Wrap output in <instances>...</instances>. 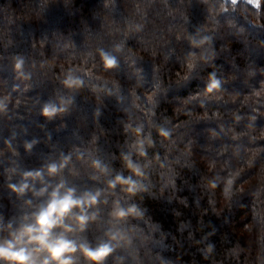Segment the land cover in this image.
<instances>
[{
  "label": "trees",
  "instance_id": "obj_1",
  "mask_svg": "<svg viewBox=\"0 0 264 264\" xmlns=\"http://www.w3.org/2000/svg\"><path fill=\"white\" fill-rule=\"evenodd\" d=\"M204 36L212 38L210 47L194 49L191 39ZM120 43L118 67L105 71L98 52ZM192 51L206 59L189 70ZM17 59L24 61L23 76L14 69ZM75 68L87 86L71 94L66 114L46 120L42 106L70 95L61 80ZM212 73L221 88L205 97ZM259 92L264 0H0V100L7 97L0 113V240L9 238V223L15 228L47 199L18 197L8 184L20 176L9 180L6 169L37 170L70 157L62 176L46 179L53 185L64 179L77 195L107 187L93 160L142 185L134 194L120 186L106 192L98 219L69 235L95 248L110 228L120 231L125 239L105 264H264ZM137 127L153 140L146 157L134 148ZM159 128L170 131L168 140ZM129 153L143 177L126 167ZM114 200L125 208L135 204L142 215L113 226ZM74 264L86 261L76 253Z\"/></svg>",
  "mask_w": 264,
  "mask_h": 264
},
{
  "label": "clouds",
  "instance_id": "obj_2",
  "mask_svg": "<svg viewBox=\"0 0 264 264\" xmlns=\"http://www.w3.org/2000/svg\"><path fill=\"white\" fill-rule=\"evenodd\" d=\"M179 39V37H178ZM211 37L204 36L201 39H191V46L194 49H201L203 46L211 45ZM123 51V44L115 45L112 51L100 50L98 52L99 62L105 71H111L118 67L119 59L115 53ZM206 59L203 53L192 51L188 54L187 68H194L197 60ZM24 61L17 59L14 65L15 71L23 76ZM81 69H69L61 80L63 86L69 90L67 98L61 97L59 103H45L41 109V115L46 120H52L58 115L66 114L72 104V95L77 90L87 86V81L83 76L78 75ZM84 76H91V70L85 71ZM27 79V77H24ZM222 81L217 79L215 73L210 74L207 86L203 91L205 97L214 93H219ZM94 93L104 91V89L92 87ZM109 94H111L109 92ZM257 95L264 96V92ZM193 97L192 99H195ZM219 98V97H217ZM7 97L0 100V113L7 108ZM239 119V117H237ZM255 119V117H253ZM158 135L164 140L170 137V131L159 128ZM137 137L134 145L135 151L140 157L147 156V147L153 146V140L149 135L142 136V128L134 129ZM37 141L25 142L24 147L30 151ZM11 147L10 143L6 141ZM126 167L136 177L145 175L141 166L133 162L131 154L123 156ZM70 157H62L59 162L52 161L44 164L37 170L20 171L19 166L6 169L7 178L10 180L13 175H19L20 180L16 184H8L10 191L18 197H23L26 193H31L33 197L47 196L46 201L39 205L34 212L21 218L20 223L13 228V224L7 225L9 238L0 240V264H74L75 254L79 253L86 264H105L106 258L120 247V242L125 239L120 231L110 228L105 236L106 242L99 243L95 248L87 243L77 244L75 240L69 238L72 233H83L88 224L98 219V205L106 204L107 199H101L106 192H112L120 186L122 192L134 194L142 190V185L138 180H134L132 175L123 176L116 174L112 176L110 169L101 164L98 160L91 161V167L101 176L106 177V189L95 191H84L77 195L76 189L66 185L64 179L53 185L47 178L62 176L64 168L69 164ZM163 167V165H161ZM97 179V176H93ZM37 182L41 185L38 189ZM232 179L227 180L224 188V196L230 195ZM211 188H216V183H211ZM227 202V201H225ZM31 203V201H27ZM110 223L115 224L124 221L129 216H140L142 212L135 204L125 208L119 200H114L109 213Z\"/></svg>",
  "mask_w": 264,
  "mask_h": 264
}]
</instances>
